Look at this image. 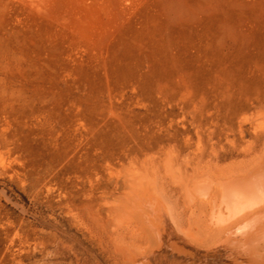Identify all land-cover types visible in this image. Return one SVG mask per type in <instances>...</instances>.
Here are the masks:
<instances>
[{
  "label": "rangeland",
  "instance_id": "rangeland-1",
  "mask_svg": "<svg viewBox=\"0 0 264 264\" xmlns=\"http://www.w3.org/2000/svg\"><path fill=\"white\" fill-rule=\"evenodd\" d=\"M262 162L264 0H0V264H264Z\"/></svg>",
  "mask_w": 264,
  "mask_h": 264
},
{
  "label": "bare ground",
  "instance_id": "bare-ground-1",
  "mask_svg": "<svg viewBox=\"0 0 264 264\" xmlns=\"http://www.w3.org/2000/svg\"><path fill=\"white\" fill-rule=\"evenodd\" d=\"M261 158V157H260ZM263 159V158H262ZM263 164V165H262ZM259 167H257L254 171L249 173L248 175L246 174V177L241 178H234L232 179L233 181L230 180V183L222 185V182L218 185L220 186H225L226 187V192L223 196L222 199L226 202L227 205H231L234 203L236 200L238 203L241 202L244 203V207L242 204L237 205L239 206L242 211L240 213V221H241V229L244 232V242L246 241H253L255 237H261L264 236V162H262ZM255 165V164H254ZM259 165V164H258ZM248 167V166H247ZM243 173V172H242ZM210 180V179H208ZM210 182V181H207ZM217 184V181H215ZM225 182V181H223ZM209 184V183H208ZM215 184V183H214ZM213 184V185H214ZM225 187L223 191H225ZM185 188V187H184ZM221 188V187H220ZM196 189V188H194ZM216 189V187H215ZM221 189V190H222ZM188 190V189H187ZM191 191V190H190ZM222 191V192H223ZM192 192V191H191ZM194 192V191H193ZM207 192V191H206ZM211 193V192H210ZM217 193V192H216ZM221 193V192H220ZM196 194V193H195ZM199 194V193H198ZM214 194V193H213ZM190 195V194H189ZM186 196V195H185ZM197 196V195H196ZM199 196V195H198ZM195 197V196H194ZM193 199V198H192ZM217 199V198H216ZM201 200V199H200ZM246 200V201H245ZM263 200V201H262ZM191 201V199L189 200ZM244 201V202H243ZM195 202V201H194ZM246 202V203H245ZM196 203V202H195ZM224 203V202H223ZM222 203V204H223ZM198 204V202H197ZM216 204V203H215ZM193 205V203H192ZM199 205L202 207V203L200 202ZM204 205V204H203ZM217 205V204H216ZM248 205V208L246 207ZM190 206V205H189ZM196 206V205H195ZM194 206V207H195ZM215 206V205H214ZM193 207V208H194ZM204 207V206H203ZM224 207V206H223ZM227 207V206H226ZM238 207V208H239ZM198 208V207H197ZM200 208V207H199ZM245 208L247 210H245ZM205 209V208H204ZM244 209V210H243ZM203 210V209H202ZM228 210V209H227ZM238 210V209H237ZM244 211V212H243ZM228 212V211H227ZM239 212V211H237ZM211 213V212H210ZM214 213V211H213ZM212 213V214H213ZM217 213V212H216ZM238 214V213H236ZM210 215V214H209ZM233 217V216H232ZM198 218V217H197ZM217 218V217H216ZM223 218V217H222ZM228 218V217H227ZM231 218V217H230ZM196 219V218H195ZM204 219V218H203ZM210 219V217H209ZM227 220V219H226ZM230 219H228L229 221ZM203 221V220H202ZM224 221V220H223ZM200 222V221H199ZM209 223V222H208ZM202 224V223H199ZM216 224V223H215ZM222 224V223H221ZM240 224V223H239ZM217 225V224H216ZM198 226V225H197ZM201 226V225H200ZM203 227V225H202ZM236 228V226H235ZM200 229V228H199ZM238 229V228H237ZM240 229V230H241ZM205 230V228H204ZM210 230V229H209ZM216 230V229H215ZM203 231V230H202ZM239 231V230H238ZM214 232V231H213ZM214 234V233H213ZM225 237V236H224ZM241 238V237H240ZM251 239V240H250ZM258 238H256L257 240ZM207 240V239H206ZM226 240V239H225ZM255 240V241H256ZM261 239H259L260 241ZM233 242V241H232ZM243 242V241H242ZM248 242V243H249ZM250 243H254L250 242ZM249 243V244H250ZM242 244V243H241ZM243 245V244H242ZM255 245V244H254ZM248 247V246H247ZM253 247V246H252ZM255 247V246H254ZM260 247V246H259ZM264 247V245H263ZM261 247V248H263ZM256 250V249H255Z\"/></svg>",
  "mask_w": 264,
  "mask_h": 264
}]
</instances>
